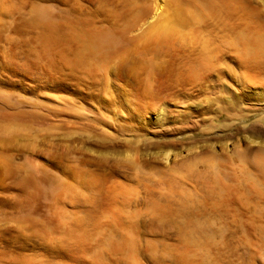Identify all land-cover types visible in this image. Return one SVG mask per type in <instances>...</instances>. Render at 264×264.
I'll return each instance as SVG.
<instances>
[{
    "label": "rangeland",
    "instance_id": "1",
    "mask_svg": "<svg viewBox=\"0 0 264 264\" xmlns=\"http://www.w3.org/2000/svg\"><path fill=\"white\" fill-rule=\"evenodd\" d=\"M263 8L0 0V264H264V173L240 138L255 100L237 87L264 71L245 52ZM162 102L200 115L177 134L128 120Z\"/></svg>",
    "mask_w": 264,
    "mask_h": 264
},
{
    "label": "bare ground",
    "instance_id": "2",
    "mask_svg": "<svg viewBox=\"0 0 264 264\" xmlns=\"http://www.w3.org/2000/svg\"><path fill=\"white\" fill-rule=\"evenodd\" d=\"M264 9V8H263ZM36 27V26H35ZM34 27V28H35ZM32 29V28H31ZM46 32V31H45ZM49 32V31H48ZM47 33V32H46ZM258 36V34H257ZM49 39V38H48ZM89 39V38H88ZM251 40V39H250ZM84 41V40H83ZM253 41V42H252ZM251 41V43H249L248 47L245 48L246 49V56L248 58H253V60H258V58H260V60L263 61L264 63V31L262 32V35L261 36H258L256 38H254L253 40ZM246 42V41H245ZM88 46V45H87ZM101 50V49H100ZM99 50V51H100ZM257 58V59H255ZM250 59V61H251ZM254 66V65H253ZM250 70V68H248ZM248 69H246L245 71L248 72ZM257 69V68H256ZM262 69V68H261ZM264 70V69H263ZM261 71V70H260ZM247 72L244 73V77L243 79L241 80L242 82L240 84H237V87H238V91H240L242 94V97L244 98H247L246 100L248 101V99L250 98H254V102L255 103H248L247 105H250L248 106L247 108H245V111H247L249 114V116H244V119L246 121H251L253 118L254 120L248 124V126L246 128H244L243 132H242V136H240L241 140L242 141H245L246 143L248 144H253L252 146H258L257 150L256 148L253 150L255 152V154L252 155V159H255L257 160L258 162V167L262 170V172L264 173V116L262 117H258V115L260 113H262L264 111V71H261V73H258L254 76H252L253 74H248ZM250 72V71H249ZM252 72H254L252 70ZM251 72V73H252ZM256 72V71H255ZM243 74V73H241ZM240 82V81H239ZM154 92V91H153ZM130 98V97H129ZM251 100V99H250ZM191 101V100H189ZM156 102V101H155ZM166 102V101H165ZM188 102V101H186ZM185 102V103H186ZM251 102V101H249ZM229 103V102H228ZM245 103V102H244ZM184 104V103H183ZM194 104V103H192ZM192 104H186L185 107H180V109L178 110H174L173 109V105L172 107L167 105V104H159L157 107L155 106L154 109H141V110H136V112H134L133 110L131 112L128 113V120L132 119L135 121H140L141 123H143L144 125H147V127L145 126V128H148V130L152 129V130H157L156 133L158 131L162 132L163 131H166V132H172L174 131V134L176 133L175 130H181L179 129L182 124L181 127H183V123L184 125H186L188 121H190L191 119H193L194 117L196 118L198 115H200L199 113H196L197 109L195 107V111L191 110L189 106H192ZM157 105V104H155ZM195 105V104H194ZM246 105V104H245ZM130 106V105H129ZM145 106V105H144ZM175 108V107H174ZM138 111V112H137ZM193 111V112H192ZM202 113V112H201ZM204 113V112H203ZM243 116H241L242 118ZM258 117V118H257ZM203 118V117H202ZM240 118V119H241ZM243 119V118H242ZM130 122V121H129ZM240 123H243V121H239ZM186 123V124H185ZM126 124V123H125ZM132 124V123H131ZM138 127V126H137ZM245 127V126H244ZM185 128V126H184ZM182 128V129H184ZM230 128V127H229ZM260 128V129H259ZM231 129V128H230ZM238 131L241 132V129H237ZM180 132V131H179ZM181 132H183L181 130ZM177 134V133H176ZM234 134V133H233ZM240 134V133H239ZM164 135V134H163ZM170 135V134H169ZM160 136V135H158ZM172 136V134H171ZM228 137V136H227ZM231 137V136H230ZM232 138V137H231ZM158 139V137H157ZM225 139V138H224ZM227 140V138H226ZM160 141V140H159ZM238 141V139H237ZM170 142V140L168 141ZM233 142V139L232 141ZM231 142L229 144H231ZM240 142V141H239ZM155 143V142H154ZM163 143V142H162ZM161 143V144H162ZM166 143V142H164ZM219 143V142H218ZM223 143V142H222ZM236 143L238 142H233V144L236 145ZM242 143V142H241ZM152 144V143H150ZM173 144V143H172ZM228 144V145H229ZM209 145V144H208ZM219 145V144H218ZM226 146V143L224 144ZM245 145V143H244ZM168 146V144H167ZM202 146V145H201ZM221 146V145H220ZM233 146V145H232ZM239 146H240V143H239ZM254 146V147H255ZM174 147V146H173ZM200 147V146H199ZM210 147V146H209ZM247 145L245 146V150L246 149H249ZM160 148V147H159ZM159 148H156V151L152 148H149V149H146L144 151V153L142 152V155L145 159H149V160H152L153 158L154 159H157L158 161L162 162L163 164L164 163H167V161H171L173 162L174 160L177 161V157L179 156L176 152L173 153V152H170V150H160ZM163 148V147H162ZM181 148V147H180ZM196 148V147H194ZM228 148V147H227ZM236 148V147H235ZM240 148V147H239ZM172 149V148H171ZM184 149V148H183ZM187 149V148H186ZM191 149V148H190ZM200 149H203V148H200ZM199 149V150H200ZM238 149V148H237ZM153 150V151H151ZM182 150V149H181ZM222 150V149H221ZM251 150V149H249ZM248 150V151H249ZM155 151V152H154ZM174 151V150H173ZM184 151V150H183ZM190 150L187 151L186 155L189 154ZM244 151V150H242ZM139 152L141 151H138L136 152L137 154H139ZM186 152V151H185ZM196 152H200L197 151ZM246 152V157H249L250 155ZM253 152V153H254ZM191 153V152H190ZM250 153V151H249ZM193 154V153H192ZM238 154H240L238 152ZM241 154H244V153H241ZM251 154V153H250ZM136 155V154H133L132 157ZM140 155V154H139ZM138 155V156H139ZM237 156V155H236ZM239 156L241 155H238V158ZM180 157V156H179ZM218 157V156H217ZM254 157V158H253ZM131 158V156H130ZM180 159V158H179ZM241 159V158H240ZM245 159V158H244ZM135 160V159H134ZM182 160V159H181ZM213 161V159H211ZM243 160V156H242V159ZM247 160V158H246ZM131 161V160H130ZM145 161V160H144ZM252 161V160H251ZM125 162V161H124ZM149 163L151 161H148ZM153 162V160H152ZM254 162V161H253ZM138 163V162H137ZM135 163V164H137ZM147 163V162H146ZM168 164V163H167ZM212 164V163H211ZM241 164V163H240ZM254 164H257V163H254ZM148 165V163H147ZM185 165V164H184ZM141 166V165H140ZM150 166V165H149ZM168 166V165H167ZM166 166V167H167ZM172 166V165H170ZM183 166V165H182ZM169 167V166H168ZM213 167V166H212ZM150 168V167H149ZM248 168V167H247ZM213 169V168H212ZM130 173V172H129ZM262 176V175H260ZM216 177V176H215ZM217 178V177H216Z\"/></svg>",
    "mask_w": 264,
    "mask_h": 264
}]
</instances>
